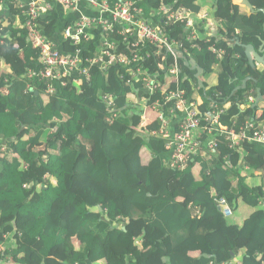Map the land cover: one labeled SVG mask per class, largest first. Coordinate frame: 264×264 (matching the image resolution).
<instances>
[{"label":"trees","instance_id":"16d2710c","mask_svg":"<svg viewBox=\"0 0 264 264\" xmlns=\"http://www.w3.org/2000/svg\"><path fill=\"white\" fill-rule=\"evenodd\" d=\"M250 2L254 13L242 0L143 5L150 21L163 4L194 14L213 7L210 16L222 22L206 48L198 51L185 42L188 51L181 50L203 69L199 78L198 71L178 61L180 89L190 101L202 100L203 127L209 126L206 114L220 110V125L236 131L249 120L257 122L260 112L264 123V67L252 68L243 47L252 45L257 52L263 47L264 13L258 9H264V1ZM60 19L52 9L42 12L39 29L61 53L82 51L84 58H93L101 29L92 42L74 46L64 31L75 18ZM24 25L18 3L6 2L0 12V264H264V145L246 142L231 149L220 132L204 133L203 146L214 139L216 149L204 157L200 148L185 170H175L167 148L185 115L172 113L173 103L165 105L176 88L167 76L168 52L141 46L143 71L160 84L154 95L139 83L127 84L129 73L118 64L90 67V81L81 77L80 86L55 81L56 92L49 95L48 83L39 78L41 49ZM183 31L177 25L170 34L183 39ZM112 39L118 54L131 52L132 41ZM210 47L225 50L223 58ZM213 75L217 82L210 86ZM258 90L263 101L253 108L248 97ZM131 94L140 105L129 101ZM107 95L118 113L111 120ZM158 101L163 106L155 111ZM161 114L166 133L157 136ZM86 140L93 142L94 160ZM219 198L227 200L233 216L243 206L253 210L243 222H232L219 211Z\"/></svg>","mask_w":264,"mask_h":264},{"label":"built area","instance_id":"2783aa9c","mask_svg":"<svg viewBox=\"0 0 264 264\" xmlns=\"http://www.w3.org/2000/svg\"><path fill=\"white\" fill-rule=\"evenodd\" d=\"M14 0H0V6L5 5L6 2ZM65 9L71 11H79L82 3H87V6L95 11L92 17L81 15L73 24L67 27L64 31V37L72 42V45H85L95 39V30L98 28L102 31V41L100 49L93 58H84L83 52L61 53L54 42L48 40L41 32L38 26V20L43 11L38 1L29 3H18L21 9V15L25 18V28L31 31L32 42L41 49L44 69L39 73V78L48 83L47 94L53 95L56 92L54 86L55 81H59L62 86H67L68 81L72 80L76 86L82 84L81 77L90 81L91 75L89 68L97 64H102L103 69L108 66L118 64L127 69L130 79H126L127 84L139 83L143 89L154 95L156 90L160 87L159 81L156 77L147 76L143 71L141 63L143 61L141 46L143 43H148L145 47H155L159 51L165 50L172 57L168 70V78L176 83V88L171 90L164 98L165 105L173 103L174 110H177L185 115V119L181 125L180 132L176 140L170 142L167 149L172 153L171 167L175 170H185L188 167V160L191 155L198 153L202 148L206 152H213L217 144L210 140L206 147L203 146L202 140L204 133L213 135L220 132L227 141L230 142L231 149H241L246 142H252L264 145V126L257 127L256 123L247 122L245 127L239 131L221 126L219 123L220 116L223 110H220L212 115L206 114L204 120L206 125L202 126L203 118L200 117V104L197 101H190L184 90L179 88V79L181 71L179 68L180 54H185L188 51L185 47V42L191 43L193 49H204L199 46L197 41L199 37L194 34L197 14L185 8L173 9V6L159 5L155 8L160 16L162 24L154 25L145 14L144 4L148 0H56ZM163 3V2H162ZM28 6V8H25ZM155 10V11H156ZM205 19V18H203ZM177 25H182L184 28L183 39H178L176 35L170 34L173 28ZM22 26V24H21ZM112 36H119L124 43L132 41L130 45L129 54H118L117 45ZM209 41H205L208 44ZM209 51L221 60L224 56L225 50H217L210 47ZM30 78L33 74L30 73ZM104 100L108 104L111 119L118 117L115 111L116 104L112 95H107ZM255 98L250 97L249 102L255 103ZM159 101L153 105V109L157 111L162 107ZM161 114L159 120L162 127L159 133H154L157 136H163L166 133L164 127L166 123L164 116ZM58 122V121H57ZM164 122V125H163ZM210 122L211 124H208ZM219 127V128H217ZM196 135L197 138H196ZM4 151L5 148H2ZM218 209L225 217L232 216V210L225 198L217 199ZM228 264H240L236 260Z\"/></svg>","mask_w":264,"mask_h":264},{"label":"crops","instance_id":"0c3cea01","mask_svg":"<svg viewBox=\"0 0 264 264\" xmlns=\"http://www.w3.org/2000/svg\"><path fill=\"white\" fill-rule=\"evenodd\" d=\"M14 1L17 2V3H20V2H24V3L27 2V3H29V2H32V1H38L40 3L41 7L43 8L42 9L43 11H45V12L46 11H51V9H52L54 15H56V16L57 15H61V19L60 20H62V19L65 20V18H69V19H74L75 18L74 20H77L81 15H85L86 17H92L94 15V13H95V11L92 10L90 7H88L87 6V3H85V2L82 3V6H81L80 10L75 12V11H71V10L65 9V7H63L56 0H14ZM110 1L111 2H114V0H110ZM254 4L261 5L262 4V0H254ZM211 9H206V11L204 10V11H201L200 13H198L199 15H197V17L199 19L196 21L195 32H194V34L199 37V40L197 41L198 45L202 47L203 46V43H205V48L208 45V43L205 42V41H209V38H214L215 37V35H214V29L217 26H222L221 25L222 22L220 20H216V19H214V18H212L210 16L209 11ZM2 10H3V5L0 6V12ZM202 15H208V18L202 19L201 18ZM151 16L153 18L151 22H154L155 21V23H158L160 21V16H159L157 10L154 11V12H152ZM20 26H21V24H20ZM200 31H203V35L202 36L200 34ZM236 45H238L237 42H236ZM197 50L200 51L201 49H198L197 48ZM258 66H261V65H258ZM207 81H209V78L207 79ZM215 84H212V85H215ZM251 92L254 93V91H251ZM257 93H258V91H257ZM250 97H253V96H249L248 97V101H249V98ZM254 98L256 100L257 99V95H255ZM128 99H129V101L131 103H137L138 102L137 97L135 95H133V94H131L130 96H128ZM196 99H197V102L199 104H202V100L199 99V97H197ZM251 104H253V103H251ZM258 117L259 118H258L257 122H253V123H256L257 127L264 126L263 117H262V113L261 112L259 113V116ZM247 122H251V121L249 120ZM247 122H245V124H244L243 127H245V125H246ZM202 155L205 157L207 154H202ZM170 156H171V154H170ZM188 166H189V164H188Z\"/></svg>","mask_w":264,"mask_h":264},{"label":"water","instance_id":"95a60500","mask_svg":"<svg viewBox=\"0 0 264 264\" xmlns=\"http://www.w3.org/2000/svg\"><path fill=\"white\" fill-rule=\"evenodd\" d=\"M242 6L249 9L251 13L255 12L254 7L251 4L250 0H242ZM258 12L264 13V9H258ZM237 44L239 45V40H237ZM241 46H243V45H241ZM243 47L245 49V55H246V57L249 61V64L252 68H254L258 65H261L264 67V56L261 55L263 53L262 49L264 48V43H263V47L260 49L259 52H257L252 45L243 46ZM180 58L185 61L186 66L189 67L191 70L198 71L197 78H199L203 74V69H201L196 64V62L194 60L188 61L183 54H180ZM244 87H245V84L242 88H244ZM261 101H263V97H262L261 91L258 90L257 99L253 105V108L257 107L259 105V102H261Z\"/></svg>","mask_w":264,"mask_h":264},{"label":"rangeland","instance_id":"374dc122","mask_svg":"<svg viewBox=\"0 0 264 264\" xmlns=\"http://www.w3.org/2000/svg\"><path fill=\"white\" fill-rule=\"evenodd\" d=\"M202 19L203 18H208V15H202V17H201ZM195 19H199L198 17H196ZM223 27L222 26H217L215 29H214V35H215V37L218 35V33H219V31H221V29H222ZM216 76L217 75H213L212 77H209L210 78V86H212V84H215L216 83ZM196 95V94H195ZM137 105H140V102H139V100H138V102L136 103ZM142 106H143V110H144V108H145V105L144 104H142ZM146 109V108H145ZM149 113H150V111H149ZM144 124H146V121H144L143 123H142V125H144ZM50 133L52 134L53 132L52 131H50ZM88 146H89V148H90V153H89V155H90V157L92 158V160H94V158H93V142L92 141H90V140H86V141H84ZM77 183V182H76ZM77 188H75V190H76ZM252 208L251 207H249V206H243V207H240V209L239 210H237L235 213H234V216H233V214H232V219H231V221L232 220H234V221H241L242 220V222H243V220L248 216V214H250L251 212H252ZM231 217H226V218H231ZM234 221H232V222H234ZM13 240L12 239H9V241H8V243H9V245H12V242ZM74 241H75V244L77 243L78 244V242H77V240L76 239H74Z\"/></svg>","mask_w":264,"mask_h":264},{"label":"clouds","instance_id":"9594fccd","mask_svg":"<svg viewBox=\"0 0 264 264\" xmlns=\"http://www.w3.org/2000/svg\"><path fill=\"white\" fill-rule=\"evenodd\" d=\"M180 79H181V77H180ZM180 79H179V82H180ZM175 85H176V83H175ZM179 88H180V86H179ZM148 93H149V92H148ZM196 98H197V97H196ZM196 98H195V99H196ZM195 101H197V99H196ZM144 105H145V108H146V107H147V104H144ZM145 108H144V109H145ZM143 122H144V121H143ZM143 122H142V123H143Z\"/></svg>","mask_w":264,"mask_h":264}]
</instances>
